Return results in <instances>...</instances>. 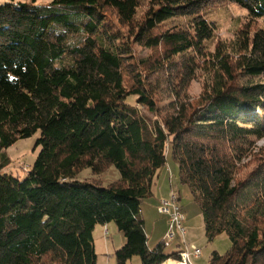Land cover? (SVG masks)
I'll return each mask as SVG.
<instances>
[{
	"label": "trees",
	"instance_id": "obj_1",
	"mask_svg": "<svg viewBox=\"0 0 264 264\" xmlns=\"http://www.w3.org/2000/svg\"><path fill=\"white\" fill-rule=\"evenodd\" d=\"M37 1L0 6V264H99L94 231L110 222L126 238L117 264L180 260L164 238L149 246L142 214L169 150L208 238L231 242L209 264H264V24L211 50L210 8L225 0H149L141 15L144 0ZM228 1L264 20V0ZM133 44L175 76L168 102L139 74L127 84ZM204 67L195 104L187 88ZM37 133L34 163L14 176L6 150ZM110 165V185L79 178Z\"/></svg>",
	"mask_w": 264,
	"mask_h": 264
},
{
	"label": "rangeland",
	"instance_id": "obj_2",
	"mask_svg": "<svg viewBox=\"0 0 264 264\" xmlns=\"http://www.w3.org/2000/svg\"><path fill=\"white\" fill-rule=\"evenodd\" d=\"M12 0H0V6L3 3L10 2ZM14 1H26V0H14ZM49 0H39L40 3H48ZM149 7V0H144L143 5L140 8V15ZM211 11L209 17L213 20L217 26L213 41L209 43L211 50L219 44L221 41L230 42L236 36L241 29H250L262 26L264 20H254L249 17L248 12L236 3H232L228 0L217 1L211 5ZM108 16L112 21L118 24V19L113 11H108ZM160 52L155 49L141 46L139 44H133V55L130 61L132 65L130 68L135 70L132 73L126 72L127 84L130 86L135 82V74H139L141 77L150 80L152 85L157 88V96L160 100L159 103L163 104L170 100V86H167V81H171L175 76L171 73L156 72L153 71L150 66H145L143 58L155 60ZM147 62V61H146ZM202 63V62H201ZM208 63H204L207 67ZM203 65V63H202ZM199 69L196 78L191 81L187 88L186 97L193 103H198L201 95L206 91L205 84H207L206 76L208 74V68ZM139 72V73H138ZM169 89V90H168ZM39 137V133L25 139H20L15 144L10 146L6 152L10 157V164L8 166L9 172L23 178L32 164L34 163L39 151L40 146L36 145V141ZM257 146L263 147L264 139L257 142ZM168 162L164 167V170L160 175H156L153 184V194L144 199L142 203V214L145 221V229L149 237V246L155 247L159 241L162 240L169 231V217L159 212L160 200L162 198H171L173 193H177L183 211L186 214V221L184 227L186 234L183 236L180 232H176V238L171 242L167 250H180L187 248L188 245L194 244L202 250V255L198 258L192 257L194 264H209L210 258L214 251H218L224 254L228 251L231 242L228 236L223 233L210 240L206 235L205 224L202 215V211L198 203L194 200L190 188L187 185H183L178 177L179 165L175 161L172 151H168ZM255 162H251L245 171L254 166ZM171 171L169 173V169ZM120 171L114 165H110L103 173L93 174L91 169H84L79 178L96 180L103 185H110L120 179ZM95 246L98 254L99 264H117L114 252L117 248L121 247L126 238L121 232L115 222H110L106 225L98 224L94 231ZM178 261V260H176ZM128 264H142L141 257L134 256L129 260ZM164 264H177L175 259H169Z\"/></svg>",
	"mask_w": 264,
	"mask_h": 264
},
{
	"label": "built area",
	"instance_id": "obj_3",
	"mask_svg": "<svg viewBox=\"0 0 264 264\" xmlns=\"http://www.w3.org/2000/svg\"><path fill=\"white\" fill-rule=\"evenodd\" d=\"M161 214L169 217V231L164 237L166 245H170L171 242L176 238V232H180L183 236L186 234L184 223L186 221V214L183 211V206L180 203L179 196L177 193H173L171 198H162L158 207ZM202 250L196 245H188L187 248L180 249V260L176 263L194 264L192 257H200Z\"/></svg>",
	"mask_w": 264,
	"mask_h": 264
},
{
	"label": "crops",
	"instance_id": "obj_4",
	"mask_svg": "<svg viewBox=\"0 0 264 264\" xmlns=\"http://www.w3.org/2000/svg\"><path fill=\"white\" fill-rule=\"evenodd\" d=\"M164 170V168L163 169H161L160 171H159V175H160V173L162 172ZM169 171V173H170V171H171V168L168 170ZM163 239V238H162Z\"/></svg>",
	"mask_w": 264,
	"mask_h": 264
},
{
	"label": "bare ground",
	"instance_id": "obj_5",
	"mask_svg": "<svg viewBox=\"0 0 264 264\" xmlns=\"http://www.w3.org/2000/svg\"><path fill=\"white\" fill-rule=\"evenodd\" d=\"M177 264H185V263H177Z\"/></svg>",
	"mask_w": 264,
	"mask_h": 264
}]
</instances>
